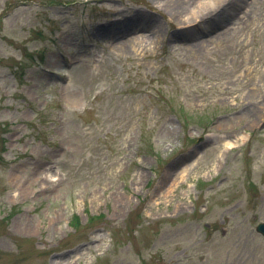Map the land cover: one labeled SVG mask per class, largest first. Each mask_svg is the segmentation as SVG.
Masks as SVG:
<instances>
[{"label":"rangeland","instance_id":"obj_1","mask_svg":"<svg viewBox=\"0 0 264 264\" xmlns=\"http://www.w3.org/2000/svg\"><path fill=\"white\" fill-rule=\"evenodd\" d=\"M229 3L0 0V264H264V0Z\"/></svg>","mask_w":264,"mask_h":264},{"label":"bare ground","instance_id":"obj_2","mask_svg":"<svg viewBox=\"0 0 264 264\" xmlns=\"http://www.w3.org/2000/svg\"><path fill=\"white\" fill-rule=\"evenodd\" d=\"M157 2H162L164 3V7L167 8L168 10H170L171 12H174L176 14H185L187 15L188 12L191 10L189 4H194L195 0H156ZM216 1L218 0H215V1H207V0H199V5H197L196 9L194 10V12H192L191 14L192 15H195L197 16V18H199V16L203 15V14H208L207 12L212 10V9H215L213 12H215L214 16H212V23L211 26H216L217 24L215 23H218V22H221L222 19L221 17L224 15V13L231 7V6H228L230 5V0H223V4L219 3L216 4ZM229 3V4H228ZM232 3V2H231ZM233 5V3H232ZM217 8H214L216 7ZM239 6V9H240V4L236 2L235 4V8ZM222 7V8H221ZM237 9V11L239 10ZM243 9V7L241 8ZM227 14L229 15V18L232 14H235V12L233 10H229V12H227ZM222 19V20H221ZM237 19L234 18L232 20H230V22L227 21V19H225V21H222L223 23L226 22L225 25H232L233 23H235V20ZM211 21V19H208ZM229 20V19H228ZM218 41V40H217ZM200 48L201 51L205 52V51H208L210 47H206L204 45H200L198 46ZM257 112V111H256ZM228 147L231 148L233 145L232 143H227ZM64 261L61 260L60 264H63Z\"/></svg>","mask_w":264,"mask_h":264},{"label":"water","instance_id":"obj_3","mask_svg":"<svg viewBox=\"0 0 264 264\" xmlns=\"http://www.w3.org/2000/svg\"><path fill=\"white\" fill-rule=\"evenodd\" d=\"M257 230H258L260 233L264 234V223H260V224L258 225V227H257Z\"/></svg>","mask_w":264,"mask_h":264}]
</instances>
